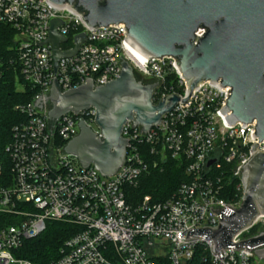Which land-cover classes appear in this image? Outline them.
I'll use <instances>...</instances> for the list:
<instances>
[{
	"label": "built area",
	"instance_id": "2783aa9c",
	"mask_svg": "<svg viewBox=\"0 0 264 264\" xmlns=\"http://www.w3.org/2000/svg\"><path fill=\"white\" fill-rule=\"evenodd\" d=\"M52 19L60 20L56 27L64 37L58 42L60 51L73 49L75 36L83 34L75 53L60 57L55 70L51 43L44 42ZM0 23L13 28L20 74L37 89L31 102L15 107L24 119L12 126L5 146L8 175L0 165V213L12 221L0 226V264H38L16 252L25 240L38 236L48 220L79 227L48 264H194L198 248L203 253L200 264H264L252 250L221 249L220 259V253L210 251L208 237L184 239L188 228L218 223L211 209L238 205L240 199L233 203L222 197L224 185L239 179L241 166L254 151H264V139L257 142L251 135L254 120L228 125L219 112L229 86L209 80L198 83L188 99L178 100L161 116L162 123L146 133L127 121L121 133L128 139L124 162L114 174L102 176L64 151L78 133L79 119L101 138L95 109L67 112L50 121L46 103L37 107L34 101L48 94L53 78L61 91L87 78L93 85L116 78L120 57L136 74L157 82L152 103L170 93L183 98L186 85L175 58L144 57L123 39V23L89 27L67 4L49 0H0ZM146 154L154 157L153 164L168 156L184 161L188 177L164 200L143 197L131 204L125 188L135 185L147 170ZM236 188L241 191L240 180ZM255 225L263 230L264 216L251 227ZM248 229L233 241L248 238L243 235Z\"/></svg>",
	"mask_w": 264,
	"mask_h": 264
},
{
	"label": "water",
	"instance_id": "95a60500",
	"mask_svg": "<svg viewBox=\"0 0 264 264\" xmlns=\"http://www.w3.org/2000/svg\"><path fill=\"white\" fill-rule=\"evenodd\" d=\"M49 1L67 4L81 14L89 27L123 23L127 44L144 57H174L186 85L185 97L170 93L154 104L151 98L157 82L140 79L122 57L118 76L103 84L93 85L87 78L82 84L61 91L53 78L48 94L34 101L37 107L46 103L50 121L67 112L78 113L90 106L95 109L94 123L101 138L78 118V133L64 145V151L75 156L82 167L92 165L102 176L114 174L125 158L128 139L121 135L124 124L129 121L141 132H148L204 80L230 87L225 104L219 109L228 125L254 120L251 135L257 137V142L264 139V0ZM59 24V19L50 21L44 41L51 43L54 70L58 59L73 55L83 40V34H78L73 49L60 51L58 42L64 37L56 31ZM257 142L252 143L253 147ZM239 180L238 205L209 207L218 223L188 228L184 239L205 236L214 254L221 249L244 248L264 260V229L233 241L259 216H264V151L252 153L240 168Z\"/></svg>",
	"mask_w": 264,
	"mask_h": 264
},
{
	"label": "trees",
	"instance_id": "16d2710c",
	"mask_svg": "<svg viewBox=\"0 0 264 264\" xmlns=\"http://www.w3.org/2000/svg\"><path fill=\"white\" fill-rule=\"evenodd\" d=\"M15 32L8 24L0 23V165L2 172L9 173L10 161L5 146L11 137V128L24 119V115L15 107L32 101L37 89L25 82L20 74L14 46ZM168 84L170 83L167 80ZM20 87V89L18 88ZM150 164L139 177L138 185L126 186V199L135 204L144 196L152 201H161L169 197L178 185L187 179L185 162L167 157L160 167H152L153 156H147ZM228 167V166H226ZM239 179L226 182L222 197L236 203L241 191L236 188ZM12 222L10 217L0 213V226ZM79 230L77 225L62 221L48 220L44 230L36 237L25 240L16 252L17 256L26 258L38 264H48L59 255L64 241ZM258 232L257 225L243 233L250 237ZM202 251L197 249L193 257L194 264L202 262Z\"/></svg>",
	"mask_w": 264,
	"mask_h": 264
},
{
	"label": "rangeland",
	"instance_id": "374dc122",
	"mask_svg": "<svg viewBox=\"0 0 264 264\" xmlns=\"http://www.w3.org/2000/svg\"><path fill=\"white\" fill-rule=\"evenodd\" d=\"M137 76L140 78L141 76L139 75V74H137ZM144 79V78H143ZM19 89H20V87H18ZM94 127V125L92 126V128ZM164 161H161V160H158V161H156V164H152V167H160L161 165H162V163H163ZM136 185H138V180H137V182H136V184L135 185H133V186H136ZM144 197H148L147 195L146 196H144ZM257 229H258V231H261L262 230V228H260V226H257ZM10 264H13V263H10Z\"/></svg>",
	"mask_w": 264,
	"mask_h": 264
},
{
	"label": "flooded vegetation",
	"instance_id": "af4514ba",
	"mask_svg": "<svg viewBox=\"0 0 264 264\" xmlns=\"http://www.w3.org/2000/svg\"><path fill=\"white\" fill-rule=\"evenodd\" d=\"M140 79L144 80V81H148V82H153V79H143L142 77H140Z\"/></svg>",
	"mask_w": 264,
	"mask_h": 264
}]
</instances>
